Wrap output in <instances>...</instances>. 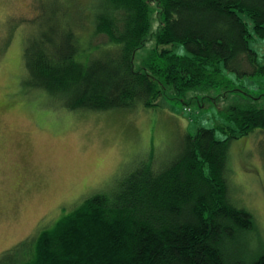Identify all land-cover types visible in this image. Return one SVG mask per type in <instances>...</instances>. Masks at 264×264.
<instances>
[{
  "label": "trees",
  "instance_id": "16d2710c",
  "mask_svg": "<svg viewBox=\"0 0 264 264\" xmlns=\"http://www.w3.org/2000/svg\"><path fill=\"white\" fill-rule=\"evenodd\" d=\"M54 3L57 14L23 44V84L67 111L149 110L165 96L186 105L228 90L226 74L264 77V49L250 44L264 40V0ZM238 96L247 102L232 103L223 124L184 130L161 163L151 152L119 186L2 252L0 264H264V250L239 255L262 238L229 181L230 142L264 132V101Z\"/></svg>",
  "mask_w": 264,
  "mask_h": 264
},
{
  "label": "rangeland",
  "instance_id": "374dc122",
  "mask_svg": "<svg viewBox=\"0 0 264 264\" xmlns=\"http://www.w3.org/2000/svg\"><path fill=\"white\" fill-rule=\"evenodd\" d=\"M51 13L57 14L54 0H0V254L50 227L85 198L119 186L151 152L150 162H160L157 154L175 150L184 130L193 134L198 127L223 124L232 103L247 102L238 95L264 101V77L233 72L224 78L233 81L228 90L212 89L186 105L165 96L149 110L59 108L23 84V44ZM250 44L262 47L261 54L264 40ZM151 46L138 53L136 68ZM229 154L233 202L253 215L262 238L253 252L241 250L246 262L264 250V132L231 141Z\"/></svg>",
  "mask_w": 264,
  "mask_h": 264
}]
</instances>
